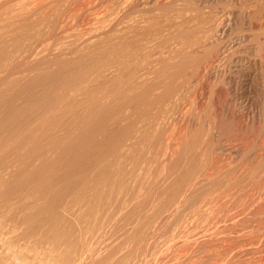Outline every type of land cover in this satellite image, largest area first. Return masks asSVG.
I'll return each instance as SVG.
<instances>
[{
  "label": "rangeland",
  "instance_id": "374dc122",
  "mask_svg": "<svg viewBox=\"0 0 264 264\" xmlns=\"http://www.w3.org/2000/svg\"><path fill=\"white\" fill-rule=\"evenodd\" d=\"M94 1L95 0H0V57H1L0 58V63H1L0 64V68H1L0 69V186H4L3 189L0 187V197H1L0 198V201H1L0 205L2 204V201H5V199L3 200L5 195L12 191V190H10V188L12 187L11 186L12 183L15 181L17 176H21V174L23 173L22 170L24 169L25 166L27 167V170L30 173L35 174L40 169H41V171L44 170V169H42V167H44L43 166L44 161L50 160L51 164L53 165V167H52L53 169L51 168V170L50 169L48 170V168L51 165L50 164L49 167L46 169L45 174H44V172L42 174H43V176L46 175L45 177H47V176L50 177V175H51L50 179H52V180L58 179L60 177V175L63 173H65V175L69 176L68 174H70L71 171L78 172L76 170H78L80 168L79 164H78L77 169L74 168V167H77V165H76L77 162L75 161V160H77V158L76 159L74 158V156L76 157V154L74 155L73 154L74 152L71 151L72 153L71 152H68V153L65 152V154L62 155V153H63L62 150H64L62 144H64L63 141H64L65 136L69 135V134L74 136L77 132H79L78 130L80 129L79 126H80V121H81L80 117L83 114V110H85V111L87 109H88V111L91 110V107H89L90 105L94 106V108H95L96 106H99L98 104H100V109H101V107L103 108L101 110L98 109V107L95 108L96 110H100V112H101L99 117H101L103 115V117H101L102 119L99 118V122L101 124L102 123L105 124V122H103V121H105L106 118H108L107 119L108 122H106V123L113 121L114 119H112V117H114L115 114H116L117 118L122 117V114H120V113L123 112V114H124V111L121 109H124L126 112V108H121V107H127V105L125 106V104H126L125 101H127L128 99H127V97H126L127 100L124 99L125 98L124 94H120L121 96L114 95V94L118 90L121 91L120 88H122L123 85L127 82L124 80H127V78H129V76H132V75H134V77H135L136 76L135 74H137L136 77H139V76L142 77L143 76L142 78H144V82L142 81L143 82L142 88L140 89L142 94H139L140 93V91H139L137 96H135L136 98H134V100L132 101V103L130 105L135 106L137 103L141 102V100H140L141 98H142V102L145 101L147 95L149 94L148 96L150 98V101L147 100L148 103H146V104L148 105L149 102L152 101V103L155 102V104L157 106L154 104V106L152 108H149L148 111H146V114L144 113V120H143L144 123H148V122L151 123L153 121L155 122V120L157 121L159 119L158 120L159 122H156V123L158 125L161 123V125H162L166 121L167 117H168V119H170L169 122H171V117H174V119H173L174 123L172 121V124H170V125L172 126V129H174L176 131L172 130L171 126H169L170 128L167 126L169 129H165L164 128L165 126L162 127L163 130L166 132L164 135L165 138L169 137L168 138L169 140L167 139L168 141L165 139L166 140L165 143H167V144L164 143L165 146L167 147L168 143H170V142H171L170 144L173 143L172 144L173 146L176 145V143H174V142H176L175 139L178 136H180L179 139L177 138L178 143L175 147L176 150H174V147L171 145L172 147L168 146V148L165 149V151H164V148H166V147L163 144V147H161L160 152L159 153L157 152L158 154L154 153V155L156 154V156L149 155V158L155 157V159L154 158H153L154 160L149 159L148 164L150 165V168H149V165L147 164L148 169L150 171L151 170L157 171V173L159 171V173L157 176V173H154L152 171L149 173V171L146 170V172L149 173V176H148V174H146L145 178L147 180L148 178L151 179L153 177L152 180H154V181L157 180V182H160V184L163 183L164 186L160 185L161 186L160 187L159 183H158L156 185V188H158L159 192L161 191L160 192L161 194H162V192L164 193V191H165V193H164L165 195L164 194L163 195L166 196V198H170L171 202L176 201L177 197H178V199H180V196L183 195V198L182 197L181 198H182V200L184 199L185 202L188 201V203H187L188 205L183 200L184 208H182V206H181L179 211H182V212H183V210L187 211L186 207L191 206V204H189V203L190 202L193 203L192 201L194 200V198H197L196 200L199 201V205L202 206V210L204 209L203 210L204 212H201L202 216H204L203 214H205V213L207 214L205 217L206 220H204L205 218L202 216L200 219H199L200 216L198 218L196 215L194 216V218H197V223L201 222L202 218H204L203 221L198 224L199 226H197V229L200 232L199 235L201 234L200 235L201 237L194 233V232H196V233L198 232V231H195L196 227H192L193 229L195 228L193 233L197 237L192 234L194 237L193 238L191 236V234H189V236L192 237V239H191L190 237H188V233H187L186 235H181L182 236L181 238L183 239L182 243H181L180 237H178L177 239L175 238L176 240L174 239L173 243L170 242L171 246L168 245L167 248H169V250L168 249L167 250L173 251L175 249V251H173L174 254L172 253V255H170L171 254V252H170L168 256H170V257L172 256L174 258V256L176 255V258H179V259L174 258V260H173L170 257L169 258L167 257L168 261H166V263L167 264H177L176 263V261H177L178 263L180 262L179 264H187V263L188 264L189 263L190 264L191 263L192 264H198V263L200 264L203 261L201 264H205V263L206 264H213V262H214V264L215 263L216 264H230V263L234 264V263H236V262H234L236 260L235 258H238L237 254H238V256H241V254L243 256L245 254L244 255V256H246L245 258H247V256H249L248 257L249 261L247 260L246 264H264V255H262V254H264V0H162V1L161 0H140L139 4L141 6L139 8L142 10L144 9L143 11L141 10L140 15L137 13V15H133L132 17L130 16L128 18L129 20L127 18L124 20L122 19L123 21L121 20L120 26L118 25L116 28H114L115 30L109 29L112 22H113V21L111 22V20L114 19V17H115L114 14L111 15L110 13L106 12L107 14L105 15V12H104V14L99 15L98 17H94V15L93 16L91 15V13L95 14V11L97 9L102 10L103 7L106 9V7L107 6L109 7L111 4L108 3L107 1H103L107 4H109L106 6L103 2H98L96 0L95 2H97V3H101V4L103 3L102 5L99 4L100 6H103L101 9V7H98L99 5L97 3L94 4ZM140 2H142V3H140ZM144 4L148 9L144 6ZM93 5L95 7V10L93 9L94 8ZM142 5L144 8H142ZM37 8L39 9V11ZM145 8H146V10H145ZM33 9H35V10H33ZM91 9H93L94 11L92 10V12H91L90 11ZM38 13L41 14V16L42 15L43 16L41 17ZM44 13L47 15V17H45ZM141 14H142V16H141ZM38 15H39V18L40 17L42 18V19L40 18L41 20L38 18ZM110 15L112 18L110 17V19H109ZM47 18H49V19H47ZM23 19L24 20L27 19V21H24ZM44 20L45 21L47 20V21L45 22ZM16 23L18 24V26ZM19 23H20V25H19ZM25 25H26V27H24ZM16 28H17V31L15 32ZM32 28L36 29V30H31ZM197 28L198 29L200 28V29L198 30ZM9 29H10V32H9ZM37 31H38V33H36ZM21 32L23 34L27 32L25 34L26 37L24 35H22ZM181 32H182V35H181ZM198 32H202V34L198 33ZM205 32H206V34H205ZM33 33H35V34H33ZM17 34L22 35L25 38L22 36H18ZM27 34H29V36ZM187 34H189V35H187ZM190 34H191V36H190ZM197 34H199L200 36ZM194 36L196 37V40H195ZM201 36H203V39ZM204 36L205 37L207 36V37L205 38ZM14 37H17V38L14 39ZM188 38H190V39H188ZM211 38H212V40H210ZM12 39L14 41L18 40V41H15L17 43H14ZM191 39H192V41H191ZM200 39H202L201 40L202 42L197 43L198 41H200ZM21 42H23V43H21ZM190 42H192V43L194 42V43L198 44V46H195V49L198 50V51L195 50V52H197V55H200L199 53H201V52L203 54L208 48H212V47L214 49H216V51H217V52H215V54L216 55L219 54V55H217L216 56L217 58L215 57V59H214V61L216 60V62L214 63V61H213V63H212L213 70H212V68L210 69V71L211 70L212 71L209 72L210 75H208V77H207L208 81H206L207 79L204 80L205 82L203 84V89L209 88V89H206V91L204 90L205 93L203 92L207 96L206 97L207 99L205 98V95L203 96L204 98H202L199 95H194L198 92L193 93L191 91V94H190V92L185 93V91H184V93H182V90L180 91V95L181 94L182 95L183 94L184 95L185 94L191 95V97H189L190 95L189 96L187 95V97L189 99L185 97L186 101L181 99V97H183L184 95L181 97L179 95L178 97H180V98H177V99H179V101H181V100L185 101V103L190 102L189 103L190 105L186 103V105H188L187 109H186L185 103H183L182 101L181 102L178 101L179 102L178 104H177V102L175 103L173 98L172 99L169 98L168 95L170 93L168 94V93H164V92H166L168 90V87H169V89L173 88L171 86V84L173 85V82H172L173 81L172 78L174 77L173 75L176 76V74L178 72H180L179 65L177 64L178 66L177 65L175 66L174 63L175 62L177 63V61H178V63L180 62L179 57L181 55L180 56H178V55L183 54L181 52L187 51V49L184 50V48L185 47L188 48ZM205 42H207V43H205ZM204 43H205V45H203ZM211 43H212V45L213 44L214 45L212 46ZM182 44L185 45V47ZM12 46H14L15 48L14 47L12 48ZM111 47H113L114 50L112 49V51H111L110 50ZM199 47H201V48H199ZM20 48H21V50H19ZM131 48H133V49H131ZM203 48H205L206 50ZM134 49H136V51H134ZM125 50H126V52H125ZM178 50H180L179 51L180 53L177 52ZM103 51L105 54L103 53ZM119 51H121L120 52L121 54L119 53ZM122 51H123V53H122ZM127 51H130V53L129 52L127 53ZM133 51L135 54L132 53ZM106 52H107V54H106ZM113 52H114V54H113ZM115 52H117L120 56ZM94 53H96V54H94ZM101 53H103L105 56H103V54H101ZM6 54L7 55L9 54V55L7 56ZM91 54H93V55H91ZM97 54L99 57L96 56ZM109 54H111V55H109ZM129 54H130V56H128ZM143 54H146V57H145V55L141 56ZM11 55H12V57H11ZM90 55H91V61H90V59H88V58H90ZM94 55H95V57H94ZM157 55H158V57L161 58V59L159 58L160 60L156 57ZM197 55L195 53V57H193V56L192 57L197 59L200 57V56L198 57ZM92 56L95 58L94 60H93ZM110 56L113 57L114 60H116L115 57L119 56V57H117L119 60L117 59L118 61L117 60H116L117 62L115 61L116 64L114 63V61L112 60V58ZM6 57L9 59L11 58V59L8 60V59H6ZM78 57H80V58H78ZM81 57L82 58L85 57V59H83V61H82ZM148 57H149V59L151 57H153L154 60H153V58H151L149 60ZM103 58H104V60H103ZM128 58H130V59H128ZM140 58H142V59L144 58V59L141 60ZM162 58H164V59H162ZM172 58L175 60H177V59L178 60L177 61L174 60V63H173ZM3 59H4V61H3ZM5 59H6V61H5ZM78 59H79V62H78ZM99 59H101V61L103 60L104 62H106V61L108 62L109 60L110 61L105 64L104 62L103 63L100 62ZM105 59H107V60H105ZM124 59H126L127 65H126V62H124V63L122 62V61H124ZM111 60L113 62H111ZM132 60H136V61L131 62ZM139 60H141V62L142 61L143 62L141 63ZM66 61L69 64L63 63ZM94 61H95V64H93ZM217 61H219V63ZM2 62H3V64H2ZM71 62L72 63L74 62V63L72 64ZM83 62L85 63L84 65L87 68V70L89 69V67H88L89 65H90V68L92 67V69L97 67L96 70L95 69L93 70V73L91 72L92 69H89V71H88L89 73L87 72V70H84L87 72V73L85 72L86 75L88 74V77L91 79V78L95 77L94 71H96L98 77L96 76L97 78L92 84L90 83L88 85L89 82H87V86L85 87V90H84L85 92L83 91L84 94H81L80 91H78L79 90L78 86L80 87V85H81L79 78H78L80 73H79V71H77V72L75 71L76 72L75 73L74 70H80V68H81L80 71L82 72L83 68H85L83 65ZM145 62H147V63H145ZM155 62H158V64ZM164 62H167L168 65L165 64ZM99 63H101V65ZM109 63H110V65H112V63H113V65L110 66ZM130 63H134V64L131 65ZM161 63H164V65H162ZM80 64L83 68L80 67ZM102 64H103V66H102ZM118 64H119V66H117ZM173 64H174V67H173ZM199 64H201V62H199ZM216 64H218V65H216ZM2 65H3V67H2ZM76 65H77V67H76ZM99 65L102 68H100ZM105 65H106V67H105ZM128 65H131V66H128ZM140 65H142V66L140 67ZM159 65H161L162 68H163V66H165V67L162 69ZM113 66L114 67L117 66V68H115L116 71H115ZM121 66H123V67L120 68ZM191 66H193V65H191ZM127 67H129V68H127ZM131 67H132V69H130ZM156 67L157 68L159 67L158 69H159L160 73L158 72V69H156ZM184 67L185 66H182V68H180V69H184L183 71H185V73L183 71L182 72L185 75V79L183 77L184 75H182L183 78H180V79L177 78L180 81L177 80L176 83L181 82V81L183 82V80H184V82H186V80L190 79V78H188V75L190 74L189 77L192 76L191 74H192V70L194 71V68L188 66L189 70H186V69H188L187 66L185 68ZM98 68H99V70H98ZM112 68L116 73L112 70ZM133 68H134V71H133ZM135 68H137V69H135ZM167 68H169V69H167ZM105 69H106V71H105ZM119 69H121V70H119ZM139 70H141V72ZM100 71H101V73H100ZM135 71H137V72H135ZM156 71L158 72V74L156 73ZM161 71H162V74L164 73L163 75L161 74ZM166 71H170V72H167L168 73L167 74ZM121 72H123V74ZM216 72H218V73H216ZM77 73H79V74L77 75ZM127 73H129L130 75ZM186 73H187V75H186ZM82 74H83V72H82ZM100 74H104V75L101 76ZM116 74L120 75V76H118L119 78H117ZM146 74H147V76H146ZM91 75H92V77H91ZM125 75H127V77ZM149 75H151L153 78H151ZM170 76H172V78H170ZM201 76L204 77L203 75H201ZM211 76L213 79H211ZM88 77H86V79L88 81H90V79H88ZM103 77H105L104 78L105 84L103 83V81H104ZM110 77L111 78L113 77V79H110ZM156 77H157V79H156ZM161 77H163L162 79H164V80H162ZM120 78H122V79L120 80ZM169 78H170V80L171 79L172 80L170 81ZM98 79H100L101 81ZM149 79H150V81H149ZM159 79L162 81H160ZM165 79H167V80H165ZM108 80L110 81L111 85L109 84ZM111 80H113V81H111ZM97 82H99V83H97ZM101 82H102V84H101ZM153 82H156V83H153ZM56 83L57 84L59 83V84L57 85ZM117 83H119L120 85ZM148 83H152L153 85L148 84ZM206 83H208V84L205 86ZM112 84H115V85H112ZM160 84H163V85H160ZM108 85H109V87H108ZM156 85H158L157 86L158 88L156 87ZM191 85L192 86L195 85V86L192 87ZM190 86L192 87V89H194L195 87H197V84H190V85L188 84L187 85L189 90H192ZM91 87H92V89H91ZM97 87H98V89L96 90ZM115 87H116V89H114ZM152 87L156 88L155 91ZM162 87H163V89H162ZM70 88H71V90H70ZM143 88H145L146 90ZM58 89H59L60 93L58 92ZM104 89H106V90L104 91ZM157 89H158V91H157ZM109 90L113 94H111L110 92L105 93L106 91H109ZM160 90L163 92V94H166V96H168V97H165ZM207 90H208V92H207ZM113 91H115V93ZM146 91L149 93L147 94ZM70 92H71V94H70ZM150 92L152 95L155 93H156L155 95L158 94L156 96L157 97L156 99L158 100V102H157V100L156 101L152 100V98L155 99V97H154L155 95L153 97H151L152 95L150 94ZM96 93L98 94L99 99H97ZM104 93L108 94L110 96H105ZM192 93L194 96H192ZM44 94H45V96L43 97ZM100 94H101V96H99ZM161 94H162V96H161ZM50 95H51V97H50ZM92 95H93V98H92ZM138 95L139 96L143 95V96L138 97ZM210 95H213V96H210ZM102 96H103L104 100H103ZM115 96H116V98L114 99ZM195 96H198L196 98L197 99L199 98L200 100L199 99L195 100L193 98ZM109 97L113 98L114 103H113V100H111L112 98L110 99ZM118 97L120 99H122V102H120L121 100H118L119 99ZM144 97H145V99H144ZM94 98H96L97 101ZM159 98L161 100H159ZM191 98H193L192 100L193 101L195 100V102H191L192 101ZM76 99H77V102H75ZM116 99L118 100V102ZM61 100H63L62 102L65 103V105L63 106V104L61 102V104H59V106H57L58 109L55 108L56 105H58L57 102L61 101ZM137 100H139V101H137ZM164 100H166V102L167 101L171 102L170 104L168 103L169 105H171L170 107H172V104H173L172 101L174 102V104L180 105L181 108H177L179 111V115L176 111L175 116L176 117L180 116V119H181V116L185 115L184 117H182V120L184 119V121L180 120L178 117L177 118L178 122H177V119H175V116L174 115L172 116V114L170 112L168 113V111H170V109L167 110L168 108H170L169 105H167V103H166L165 106L168 107V108H166V107L162 106L164 104H161V103H164ZM187 100H191V101H187ZM93 101L96 102V104L95 103L93 104L92 103ZM115 101H116V104H115ZM123 101L125 104L123 103ZM134 101H135V103H134ZM53 102L56 104L53 105L54 104ZM105 102H106V104L107 103L108 104L106 105ZM117 103H119V104H117ZM121 103H123L124 106ZM181 103L184 104L185 106L181 105ZM49 104L53 105L52 110H54V108H55V111H51V110L49 111V109H51V106ZM102 104L105 108L102 106ZM110 104H111V106H110ZM48 105L50 106V108L47 107ZM60 105H62L61 108L63 107V110L60 108ZM114 105L116 107H118L119 109H116V107L112 108ZM87 107H89L90 110ZM145 107L148 108V106H145ZM157 107H159V108H157ZM45 108L47 109V112L45 111L46 110ZM59 108H60L61 112H60ZM155 108H156V110H155ZM180 109L181 110L184 109L185 111L187 110V113L185 111H183V113H182V111H180ZM163 110L166 111L167 117H166V114H164ZM105 111H106V113H109V115H106ZM112 111L114 112V114H112L113 113ZM57 112H59V114ZM160 112L162 113V115L160 114ZM39 113L42 115L40 116ZM44 113H45V117H46V115H50V116L52 115L51 117L50 116L48 117L50 119L49 121H47L48 118H47V120L45 118V120L47 122H43V121L39 120V119L42 120L44 118V116H43ZM85 113H87V112H85ZM37 114H39L38 115L39 117L37 116ZM54 114H56L57 116H55ZM153 114L155 116H153ZM168 114H170V115L168 116ZM134 115H141V112L137 113V114L134 113ZM53 116H55V117H53ZM104 116H106V118ZM161 116H163L164 118ZM109 117H111L110 118L111 120L109 119ZM148 117H150V118H148ZM33 118H35V123H34V120H32ZM103 118H105V120H103ZM132 118H134L133 115H132ZM145 118H147L148 121H146ZM162 118L165 119L164 122H163ZM186 120H187V123H186ZM202 120H203V122H202ZM99 122H98V117H97L95 123H98V124L97 125L95 124L96 127L93 124V127L94 128L101 127L102 125L99 126V124H100ZM179 122H180V124H178ZM27 123L28 124L30 123L29 126L27 125ZM56 123H59V125L58 124L55 125ZM124 123H125V121L120 122L118 124L120 126V128H123L122 126H124ZM150 123L144 124V126H143L146 128V125H148L147 128H149V127L151 128V129H149L150 131L146 128L149 132H151L152 130H153L152 132H155L156 130L161 128L160 127L161 125L159 126L160 127L159 128L156 125L153 126V124L151 126ZM176 123H177V126L179 128H182L181 130L178 127H176ZM189 123H190V125H189ZM38 124L41 125L42 128H40V127L38 128L37 127V126H39ZM54 125H55V127L58 126L57 127L58 129L55 128ZM118 125H116V126L118 127ZM165 125H166V122H165ZM167 125H169V124H167ZM173 125H175V126H173ZM116 126L113 127V129H115V131L117 130ZM203 126H205V127H203ZM53 127H54V129H53ZM157 127H158V129H155ZM88 129L89 128H87V130H86L87 134L89 133ZM168 130L169 131L171 130V131L168 132ZM110 131H112V129ZM110 131H107V134L110 137H107L106 133H105L106 135L104 134L105 136H103L105 139H107V140L109 139V141L106 140L107 141L106 143H102L103 141L105 142V140L102 139V141H101L99 138V142L104 144V145H98L99 148H100V146H101V148H103L104 146H105L104 148H108L107 149L108 151L106 150L107 153L110 151V148L112 146L111 141L113 139H111V136L113 133H115V132L111 133ZM64 132H65V135H64ZM78 134L79 133H77V135ZM170 136H171V138H170ZM75 137H77V136L75 135ZM55 142H56V145H55ZM61 142H62V144H61ZM57 144H58V146H57ZM106 145H108V146H106ZM64 146H65V144H64ZM181 147H183V149ZM58 148H59V153H57ZM104 148L102 150H103L104 154H106ZM172 148H173L174 152L170 150ZM178 149H180V150L178 151ZM48 150H50V151H48ZM55 150H57V152ZM99 150H101V149H99ZM99 150H98V152L101 153L102 151H99ZM75 152H77V149L75 150ZM165 152H167L166 155H168V156L165 155ZM168 152L169 153L173 152L174 154L171 153L172 154V156H171ZM176 152H178V154L180 152L181 153L178 155ZM160 153L161 154L163 153L162 155H164V156H162ZM159 154H160V156H159ZM173 155H175V156H173ZM97 156H100V154L98 153ZM150 156H152V157H150ZM165 156H166V159L164 158ZM169 156H170V159H169ZM179 156L181 159L179 158ZM43 157H44V159H43ZM57 157H59V158H57ZM176 157H177L176 160H178V158H179V160L174 162ZM171 159H173V161ZM163 160H164V162H163ZM155 161L157 162V164ZM24 162L26 163V165L23 164ZM113 162H111V164H110L111 166H112ZM151 162L153 163V165L151 164ZM68 163H71V164H68ZM84 163H86V161ZM123 163H124V161H123ZM154 163H155V165H154ZM113 164L116 165L118 163L115 162ZM156 165H157V168H156ZM65 166L68 169H66ZM69 166H70V168H69ZM102 166H100V167H102ZM71 167L74 168L75 170H73V169L70 170ZM247 167H248V169H247ZM99 168H98L97 173H99L101 175V177H103V174H105L104 178L109 179V177L113 173V171L115 172V167H113V166H112V168L108 167V170H107V168H105V170H104L103 167H102L103 169L100 168L102 170H100ZM159 169H161V170H159ZM162 169L163 170L165 169V170L162 171ZM24 170L27 171L26 169H24ZM28 171L26 172V174L28 173ZM160 171H162L163 173L166 171V173L161 174ZM16 172L17 173L20 172V173L17 174ZM75 172H72V173H75ZM103 172H106V173H103ZM169 172H170V175H169ZM12 173H13V175H12ZM32 174L30 175L28 173L27 176L33 177ZM190 174H192L193 177H197V176L198 177L193 178L192 176H190ZM195 174H198V175H195ZM36 175L39 176L38 174H36ZM160 175H162L165 178L168 176V178H166L167 180L170 178L171 179H170V181L168 180L167 183H165L166 181L164 182L163 180L158 181L159 179H164ZM186 175L192 177L193 180L194 179L197 180L200 178L199 184L200 185L202 184V187H199L200 185L197 184V185H195V189L198 191H195V192L193 191L194 193L193 192L187 193L186 192L187 184H185L186 182L184 183V180L186 181V180H189L190 178H188ZM207 176H208V178H207ZM34 177H35V175H34ZM52 177L55 179H53ZM61 177H63V176L61 175ZM157 177H159V178H157ZM2 179L5 181H3ZM179 181H180V183H179ZM189 181H187V183ZM165 185H166V188H168L169 190H167L165 188ZM173 185H175V186H173ZM158 186L160 187V189H162V187H163L164 190H159ZM181 187H182V189H181ZM171 188H173V189H171ZM45 191L47 192L49 190H45ZM58 191H59V189H58ZM173 191H175V192H173ZM182 191L184 193L186 192L188 197H193V198H191L193 200H188L190 198L185 199V198H187V195L180 193ZM196 192H198V193L196 194ZM45 193H44V195L46 196ZM175 193H176L177 197L174 195ZM42 194H43V192L39 196H41ZM161 194H160V196L164 197ZM178 194H182V195L178 196ZM44 195H42V198L44 197ZM48 195L49 194L47 193V196ZM185 195H186V197H184ZM11 196H13V197H11ZM11 196H10V199L12 202H14V200L16 198V194L13 193V194H11ZM47 196L44 197V199L39 197V200L42 199L44 201L45 198L47 200ZM160 196H159V199L157 201L163 200L164 202H167L166 198L162 199V197H160ZM174 196L176 198H174ZM199 197H200V199H201V197H202V199L205 197V200L204 199L199 200ZM27 201H25V207L18 209V217H19V214H22L23 212H26V213L35 212V211H38L37 209L39 208V206L44 205V207H46V205H47L46 202H45V204H46L45 205L44 203H42V201H38L35 199H29ZM198 201L196 203H198ZM171 202L170 203L167 202V204L163 203V202H162V204H160V202H158L157 205H154V208H155V206L159 205L158 208H160L159 209L160 211L156 210L157 208L154 209L152 207V209L156 210L157 212H155V211H148V212L150 213V215H151V212H153L154 214L155 213L160 214L162 212L161 210H163V209L166 210V208H168L170 206ZM181 205H182V202H181ZM28 208H29V210H28ZM39 212L40 211L37 212L38 224L43 230L46 231V229H48L49 227H52V220L53 219L49 218L48 214L44 213V211L42 213H39ZM148 212L146 211V213L143 212L142 214L139 215V217H141V215H144L143 219H142L143 221H144L145 215L148 216V217L146 216L147 218H145V223H146V221L148 223V221H150L154 217L153 213H152L153 215H151L152 218L149 217L150 215ZM184 212H183V214L187 215L189 210L187 213L186 212L184 213ZM218 212L220 213V215H218L219 214ZM76 214H77V218H75L73 215L62 214L61 215L62 218L59 220H55V222L53 223L54 227H55V225H56V227L59 226L58 227L59 229H57V230L64 231V229H67V230L71 231V233H69V232H67V230H65L67 233H69V235H65V236H67V238L64 239L63 241H65V240L69 241V238H70V242H72L73 244L76 243L75 239H77L75 234L77 233V235H78V229L82 228L79 225V221L80 222H81V220L85 221L86 225L82 224V222H81V224L84 227H86L87 223H88V222H86V220H89V223H91L93 220V219L91 220V217L87 218L89 214L86 215L85 219L83 217L84 220L81 218L79 220V216L81 214H78L77 212H76ZM83 214L85 216L86 213L84 212ZM99 214H100V212L99 213L97 212L96 217ZM156 214H155L156 217L159 216ZM208 215H209V217H208ZM216 215H217V217H216ZM82 216H80V217H82ZM99 216H101V214ZM148 218H149V220H148ZM137 219L140 220L139 218H137ZM208 219H209V221H208ZM96 220H98V218ZM198 220H199V222H198ZM16 221H17V218H16ZM140 221L139 222L137 220L133 221L134 224L131 222L130 224L135 225L134 227H128L124 224L126 222L128 224V221L122 222V224H124L126 226V227L125 226L124 227L127 229L122 228L123 226L122 227L119 226L122 230L120 228H119L120 230L117 228V230H119V231L114 232L116 234L115 235L113 234L112 238L111 237L108 238L110 236L109 234H108V237H107V235L102 237L101 241L104 242V244L101 241L99 244H100V246L104 245L102 247L103 249L101 250L99 247V244H98L97 248L98 247L99 248H98V250L95 249V251L99 254L95 253V255H94V252H95L94 251L92 253L93 256L89 255L88 259H85L86 263H85L84 259H83V262L81 261L82 264H92V263H96V262L99 264L101 262H104V264H106L108 262L107 260H109V259L115 260L114 257H116V259L117 258L120 259L121 257L118 255L123 256L124 254H125L124 258L120 259L122 261L119 260L121 263L119 261L117 262V260L115 261V263H110L111 260H109V262L107 264H116V263L122 264L125 261H126L125 262V264H126L128 261V260H125V259H128V258H126L127 257L126 255H128L129 252L131 251L132 243L134 245H135V243L136 244L139 243V242H136L137 237L135 238V236H137V235L135 232H136V230H138V228H137L138 225H136V224L144 223L143 221H141V222ZM214 221H215V223H214ZM231 221H233V222H231ZM136 222H138V223H136ZM209 222L211 224H209ZM222 222H223V224H222ZM4 223L7 227H9V221L3 220V224ZM65 223H67V224H65ZM70 223H71V225H70ZM145 223L143 224V226L139 224V227L141 228V226H142L143 228H145V225H146V227L149 228V226H147V223L146 224ZM193 223H194V221L191 222L190 224L193 225ZM197 223H196V225H197ZM122 224L120 223V225H122ZM164 224H162L163 226L161 225L159 228L160 229L161 228L162 229H168L169 227L167 228V226H166L167 223H164ZM170 224L171 223L169 222L168 225L170 226ZM78 225H79V227H77ZM88 225H90V224H88ZM133 225H129V226H133ZM200 225H202V226L200 227ZM252 225L254 226L253 228H252ZM217 226L219 228H217ZM65 227H67V228H65ZM164 227H166V228H164ZM199 227L201 228V230L202 229L204 230V228H206V230L201 231V230H199ZM222 227H224V228H222ZM88 228H89V226H88ZM143 228H142V230H140V229L139 230L143 231ZM170 228H172V226H170ZM170 228L168 231H171ZM193 229L192 230L190 229V232L193 231ZM139 230H138L137 234H138V237H140L142 240L143 239L142 233H145L147 230H144V232H142V233H139ZM157 230L158 229H156V231ZM161 230H159V232L152 230V232H153L151 235L152 239H150L151 242L149 241V244L150 243L152 244L154 241H155V243H157L156 240H153V239H156L155 237H157L154 234H156V235L158 233L160 234V235L158 234L159 237H157V241H159L158 240L159 238H161V240L164 241L165 238H167L170 235V232H169V234H168V231H166L167 233H165V230L164 231L162 230L163 234H161ZM74 231H76V233ZM72 232H74V233L72 234ZM86 232H88V229ZM154 232H156V233H154ZM187 232H189V230ZM67 233H65V234H67ZM164 233H165V235H164ZM221 233L222 234L224 233V235H226V236L222 235ZM230 233H231V235H230ZM71 234L73 235V238H71L72 237ZM220 234H221V236H220ZM161 235H164V237L165 236H167V237L164 238ZM111 236H112V234H111ZM206 236H208V237H206ZM227 236H228V238H227ZM131 237H132V239H130ZM202 237H203V240H202ZM162 238H164V239H162ZM186 238H188V239L186 240ZM207 238H208V240H207ZM211 238H212V240H211ZM105 239H106V241H105ZM110 239H111L112 243L109 241ZM178 239H179V241H178ZM216 239H218V240H216ZM251 239L253 241H251ZM112 240H114V241H112ZM131 240H133L132 243L129 242ZM139 240L140 239L137 238V241H139ZM197 240H198V242H197ZM240 240H241V242H240ZM175 241H176V243H175ZM177 241H178V243H177ZM161 242H158V244H157L159 248L163 247L162 244L164 242L163 243H161ZM192 242H193V244H192ZM210 242H211V244H210ZM203 243H204V245H202ZM235 243L238 245H234ZM105 244H107V245H105ZM128 244H131V245H128ZM188 244H190V245H188ZM194 244H197L200 248L204 247V249H202L200 252L201 255H200V253L198 254V251H196V250H199V247L198 246L196 247V245H194ZM209 244H210V246L213 245L214 247L211 246L213 248H211V247L209 248ZM227 244H229L230 246ZM191 245H194V246H191ZM241 245H243L242 249H240ZM107 246L108 247L110 246L109 251H107L108 250ZM127 246H128V248H127ZM188 246L190 249L187 248ZM206 246H208V247H206ZM226 246H228V247H226ZM234 246H236V247L233 248ZM172 247H173V249H170ZM205 247L208 249H206ZM229 247H230L231 252L230 251L228 252L226 250ZM232 248L237 252H235ZM248 248H249V250H248ZM133 249H134V246H133ZM120 250L123 253V255L121 254V252H119ZM124 250H126V251H124ZM144 250H146V249H144ZM177 250H179V251H177ZM203 250H205L206 254H205V252H203ZM209 250H211V252ZM219 250H222V251L225 250L224 253H226V252L227 253L224 254V256H223V253H221L222 251H219ZM243 250H245V251H243ZM184 251L186 253H184ZM192 251H193V253H195L194 256L196 255V252H197L196 258L200 257L202 261L198 262L200 259L197 260L193 256V253H190ZM106 252L107 253L110 252V254L109 253L107 254ZM125 252H127V254ZM147 252H149V253H147ZM147 252L143 251L146 260L145 259L143 260V258H142V257H144L143 254L141 253L142 254L141 255L139 253L140 255L138 254L137 257L134 258L133 264H161V263L165 264L166 258L164 259L163 255H161L163 257L159 258V256H158V258H156V255L153 256L152 253L151 254L153 257L151 255L146 256V253H147V255L150 254V251H147ZM179 252H181V255L185 254L184 256H181L183 259L185 256H186V259L187 258L190 259L191 257H194V259H190V260H192V261L196 260L195 261L196 263H193L194 261L190 262V260L187 261L186 259H184V260L181 259ZM241 252H243V253H241ZM211 253H213V254H211ZM234 253H235V255H232ZM178 254H179V257L177 256ZM230 254L234 260H232ZM198 255H200V256L197 257ZM205 255H207V256L204 257ZM216 255H218V258L223 256L221 259L226 260L227 262L223 261V263H221V261H220L221 259H218ZM227 255L229 256V259H228ZM128 257H129V255H128ZM202 257H204V259ZM89 258H91V259H89ZM205 258H207L208 260L206 259L207 260L206 261ZM156 259H157V261H156ZM170 259L173 260L172 263H171ZM175 259H176V261H175ZM25 260H26L25 264H27V263L30 264V262H33L32 260H28V259H25ZM27 260L29 262H27ZM88 260H90L89 261L90 263H88ZM184 261H185V263H184ZM219 261H220V263H218ZM261 261H262V263H261ZM224 262H226V263H224ZM33 263L35 264V261ZM22 264H23V262H22ZM101 264H103V263H101Z\"/></svg>",
  "mask_w": 264,
  "mask_h": 264
},
{
  "label": "bare ground",
  "instance_id": "6f19581e",
  "mask_svg": "<svg viewBox=\"0 0 264 264\" xmlns=\"http://www.w3.org/2000/svg\"><path fill=\"white\" fill-rule=\"evenodd\" d=\"M96 1V0H95ZM94 1V4H96L97 2H95ZM98 2H103V1H107L108 3H110L111 5V7L109 6H107V5H109V4H107V3H105V2H103L106 6V9L103 7V6H100V5H102L101 3H97L99 6L98 7H101V9H102V7H103V9L102 10H96L95 11V14H92L91 13V15L93 16L94 15V17H98L99 15H102V14H104V12H105V15L107 14V13H110L111 15L112 14H114L115 15V17H114V19H112L111 20V22H112V24H111V26H110V28L109 29H112V30H115L114 28H116L118 25L120 26V24H121V20L123 19H128L130 16L132 17L133 15H137V13L140 15V13H141V10L142 9H140L139 7L141 6L140 4H139V1L140 0H97ZM162 1V0H161ZM166 2V1H165ZM140 3H142V2H140ZM144 6H145V4H144ZM93 7H94V5H93ZM146 7V6H145ZM92 8V7H91ZM142 8H144L143 7V5H142ZM147 8V7H146ZM146 8H145V10H146ZM38 9V8H37ZM94 10H95V7L93 8ZM93 9H91L90 11L92 12V10ZM100 9V8H99ZM148 9V8H147ZM33 10H35V9H33ZM43 10V9H42ZM93 10V11H94ZM144 10V9H143ZM142 10V11H143ZM38 11H39V9H38ZM148 11V10H147ZM107 12V13H106ZM37 13V12H36ZM94 13V12H93ZM143 13V12H142ZM39 14V13H38ZM43 14V13H42ZM45 14V13H44ZM40 16H41V14H39ZM39 15H38V18H39ZM104 15V16H105ZM111 15L109 16V19H110V17H111ZM43 16V15H42ZM41 16V17H42ZM141 16H142V14H141ZM40 17V18H41ZM45 17H47V15L45 14ZM101 17V16H100ZM26 18V17H25ZM39 18V19H40ZM103 18V17H102ZM112 18V17H111ZM137 18V17H136ZM29 19V18H28ZM42 19V18H41ZM40 19V20H41ZM47 19H49V18H47ZM97 19V18H96ZM140 19V18H139ZM24 20V19H23ZM122 20V21H123ZM129 20V19H128ZM24 21H27V19L26 20H24ZM43 21V20H42ZM45 21V20H44ZM47 21V20H46ZM45 21V22H46ZM126 21V20H125ZM19 22V21H18ZM17 22V23H18ZM29 22V21H28ZM16 23V24H17ZM21 23V22H20ZM20 23H19V25H20ZM34 23V22H33ZM41 23V22H40ZM54 23V22H53ZM44 24V23H43ZM109 24V25H110ZM15 25V24H14ZM29 25V24H28ZM17 26H18V24H17ZM31 26V25H30ZM46 26V25H45ZM20 27V26H19ZM23 27V26H22ZM24 27H26V25L24 26ZM28 27V26H27ZM33 27V26H32ZM11 28V27H10ZM15 28V27H14ZM34 28V27H33ZM31 29V30H36V29ZM38 29V28H37ZM41 29V28H40ZM198 29V28H197ZM200 29V28H199ZM198 29V30H199ZM29 30V29H28ZM30 30V31H31ZM43 30V29H42ZM49 30V29H48ZM108 30V29H107ZM17 31V28H16V30H15V32ZM194 31V30H193ZM192 31V32H193ZM206 31V30H205ZM9 32H10V29H9ZM23 32V31H22ZM21 32V34L22 35H24L25 36V34L27 33H22ZM196 32V31H195ZM20 33V32H19ZM29 33V32H28ZM31 33V32H30ZM36 33H38V31L36 32ZM198 33H201L202 34V32H198ZM204 33V32H203ZM33 34H35V33H33ZM205 34H206V32H205ZM204 34V35H205ZM12 35V34H11ZM18 35V34H17ZM22 35H18V36H22ZM28 36H29V34H27ZM181 35H182V32H181ZM187 35H189V34H187ZM197 35H199V34H197ZM214 35V34H213ZM24 36H22V37H24ZM190 36H191V34H190ZM200 36V35H199ZM13 37V36H12ZM26 37V36H25ZM24 37V38H25ZM195 37V36H194ZM202 37V39H203V36H201ZM205 37V36H204ZM207 37V36H206ZM205 37V38H206ZM214 37V36H213ZM15 38H17V37H14V39ZM21 38V37H20ZM204 38V39H205ZM23 39V38H22ZM188 39H190V38H188ZM194 39V38H193ZM199 39V38H198ZM202 39H200V41H198L197 43H200V42H202L201 40ZM13 40V39H12ZM26 40V39H25ZM195 40H196V37H195ZM210 40H212V38L210 39ZM216 40V39H215ZM214 40V41H215ZM15 41H18V40H15ZM14 40H13V42L14 43H17V42H15ZM20 41V40H19ZM24 41V40H23ZM191 41H192V39H191ZM21 43H23V42H21ZM197 43H192V42H190L189 43V47L188 48H186L185 47V45H183L185 48H184V50L185 49H187V51L186 52H181V53H183V54H179L178 56H180L179 57V63H178V59L177 60H175V59H173V63H174V60L175 61H177V63L175 62L174 64H175V66L178 64L179 65V67L180 68H182V66H187V68H188V66H190V67H193L194 68V71L192 70V76L191 77H189V75H188V78H190L189 80H186V82H184V80H183V82L181 81V82H178V83H176L177 82V78H183L184 77V79H185V75L183 74V72L185 73V71H183L184 69H180L179 68V70H180V72H178L177 74H176V76L175 75H173L174 77L172 78V76H170V78H172L173 79V85L171 84V86L173 87V88H170L169 89V87H168V90L166 91V92H164V93H170L168 96H169V98H173V100L175 101V103L177 102V104L179 103V102H183V103H185V97L186 98H188L187 97V95L185 94H181L180 95V91L182 90V93H184V91H185V93H189L190 92V94H191V91L194 93H196V92H198V93H196V94H194V95H199V96H201L202 98H204L203 96L205 95L204 93V90L206 91V89H209V88H206L205 86L208 84V83H206L205 84V88L206 89H203V84H204V80H206L207 79V77H208V75H210L209 74V72H211L212 70H213V68H212V63H213V61H214V59H215V57L217 56V55H219V54H215V52H217L216 51V49H214L213 47L212 48H208L207 50L205 49V48H203V49H205L206 51L202 54V52L201 53H199L200 55H197V52H195V46H198V44ZM205 43H207V42H205ZM205 43L203 44V45H205ZM214 43V42H213ZM216 43V42H215ZM197 44V45H196ZM209 44V43H208ZM21 45V44H20ZM200 45V44H199ZM211 45H212V43H211ZM214 45V44H213ZM212 45V46H213ZM17 46V45H16ZM23 46V45H22ZM14 46H12V48H13ZM25 47V46H24ZM15 48V47H14ZM181 48V47H180ZM198 48V47H197ZM199 48H201V47H199ZM216 48V47H215ZM17 49V48H16ZM112 49H113V47H111V51H112ZM131 49H133V48H131ZM183 49V48H182ZM15 50V49H14ZM18 50V49H17ZM19 50H21V48L19 49ZM114 50V49H113ZM116 50V49H115ZM130 50V49H129ZM201 50V49H200ZM218 50V49H217ZM134 51H136V49H134ZM134 51L132 52V53H134ZM176 51V50H175ZM180 50H178L177 52L178 53H180L179 52ZM182 51V50H181ZM196 51H198V50H196ZM14 52V51H13ZM12 52V53H13ZM16 52V51H15ZM108 52V51H107ZM107 52H106V54H107ZM121 51H119V53H120ZM125 52H126V50H125ZM130 53V51H127V53ZM11 53V52H10ZM97 53V52H96ZM96 53H94V54H96ZM103 53H104V51H103ZM103 53H101V54H103ZM115 53H117V52H115ZM122 53H123V51H122ZM138 53V52H137ZM195 53H196V55L199 57V58H193V57H195ZM105 54V53H104ZM103 54V56H105ZM112 54V53H111ZM111 54H109V55H111ZM113 54H114V52H113ZM118 54V53H117ZM121 54V53H120ZM135 54V53H134ZM142 54V53H141ZM149 54V53H148ZM7 55V54H6ZM9 55V54H8ZM7 55V56H8ZM13 55V54H12ZM12 55H11V57H12ZM91 55H93V54H91ZM91 55H90V58H88V59H90V61H91ZM119 55V54H118ZM145 55V57H146V54H143V55H141V56H144ZM2 56V55H1ZM96 56H98V54L96 55ZM108 56V55H107ZM120 56V55H119ZM119 56H117V57H119ZM125 56V55H124ZM128 56H130V54L128 55ZM132 56V55H131ZM139 56V55H138ZM140 56V57H141ZM154 56V55H153ZM193 56V57H192ZM196 56V57H197ZM89 57V56H88ZM94 57H95V55H94ZM93 56H92V58H93V60L95 59ZM99 57V56H98ZM111 57V56H110ZM117 57H115L116 58V60L118 59ZM144 57V58H145ZM158 59L160 58V57H158V55L156 56ZM1 58V57H0ZM78 58H80V57H78ZM82 58V57H81ZM87 58V57H86ZM112 58V60L114 61V63H115V61L116 60H114V58L113 57H111ZM127 58V57H126ZM143 58V59H144ZM151 58H153V57H151ZM150 58V59H151ZM176 58V57H175ZM217 58V57H216ZM6 59H8V60H10L9 58H7L6 57ZM6 59H5V61H6ZM83 59H85V57L84 58H82V61H83ZM87 59V60H88ZM98 59V58H97ZM122 59V58H121ZM120 59V60H121ZM128 59H130V58H128ZM138 59V58H137ZM141 60H143L142 58H140ZM148 59H149V57H148ZM149 59V60H150ZM161 59V58H160ZM159 59V60H160ZM162 59H164V58H162ZM171 59V60H172ZM199 59V60H198ZM202 59V60H201ZM219 59V58H218ZM7 60V61H8ZM71 60V59H70ZM86 60V61H87ZM100 60V62H104L103 60H104V58H103V60L101 61V59H99ZM105 60H107V59H105ZM111 60V62H113ZM119 60V59H118ZM117 60V61H118ZM141 60H139L140 62H141ZM147 60V59H146ZM145 60V61H146ZM153 60H154V58H153ZM3 61H4V59H3ZM73 61V60H72ZM75 61V60H74ZM81 61V62H82ZM89 61V62H90ZM96 61V60H95ZM95 61L93 62V64H95ZM110 61V60H109ZM108 61V62H109ZM116 61V62H117ZM133 61H136V60H132L131 62H133ZM148 61V60H147ZM78 62H79V59H78ZM88 62V61H87ZM99 62V61H98ZM107 61L106 62H104L105 64L106 63H108ZM123 63L124 62H126V59H124V61H122ZM143 62V61H142ZM141 62V63H142ZM160 62V61H159ZM162 62V61H161ZM172 62V61H171ZM199 62H201V64H199ZM203 62V63H202ZM216 62V60L214 61V63ZM218 63H219V61H217ZM5 63V62H4ZM63 63H66V64H69V63H67V61L66 62H63ZM72 63V62H71ZM74 63V62H73ZM72 63V64H73ZM138 63V62H137ZM145 63H147V62H145ZM150 63V62H149ZM152 63V62H151ZM155 63H157L158 64V62H155ZM165 64H167V62H164ZM164 63H161L162 65H164ZM1 64V63H0ZM2 64H3V62H2ZM6 64V63H5ZM62 64V63H61ZM78 64V63H77ZM82 64V63H81ZM81 64H80V67H82L81 66ZM85 63L83 62V65H84ZM90 64V63H89ZM88 64V65H89ZM100 65H101V63H99ZM116 64V63H115ZM121 64V63H120ZM131 65L132 64H134V63H130ZM136 64V63H135ZM174 64H173V67H174ZM193 65V66H191V65ZM63 65V64H62ZM65 65V64H64ZM99 65V66H100ZM108 65V64H107ZM109 65H110V63H109ZM112 65H113V63H112ZM112 65H110V66H112ZM126 65H127V62H126ZM131 65H128V66H131ZM138 65V64H137ZM149 65V64H148ZM168 65V64H167ZM177 65V66H178ZM216 65H218V64H216ZM79 66V65H78ZM94 66V65H93ZM97 66V65H96ZM102 66H103V64H102ZM109 66V67H110ZM117 66H119V64L117 65ZM117 66H113L114 67V69L115 68H117ZM134 66V65H133ZM132 66V67H133ZM142 65H140V67H141ZM155 66V65H154ZM160 67H161V65H159ZM2 67H3V65H2ZM76 67H77V65H76ZM84 67H85V65H84ZM89 67V69H92V67L90 68V65L88 66ZM105 67H106V65H105ZM108 67V68H109ZM123 66H121L120 68H122ZM132 67L130 68V69H132ZM135 67V66H134ZM139 67V68H140ZM165 66H163V68H164ZM184 67V68H185ZM73 68V67H72ZM83 68V67H82ZM97 68V67H96ZM96 68H94L95 70H96ZM100 68H102L101 66H100ZM111 68V67H110ZM109 68V69H110ZM127 68H129V67H127ZM138 68V67H137ZM137 68H135V69H137ZM159 68V67H158ZM157 67H156V69H158ZM162 68V67H161ZM162 68V69H163ZM172 68V67H171ZM212 68V70L210 71V69ZM1 69V68H0ZM74 69V68H73ZM78 69V68H77ZM89 69L87 70V68L85 67V68H83V74H82V72L80 71L81 70V68H80V70H74V72L76 71H79V73H80V75H79V81H80V87L78 86V88H79V90L78 91H80V93L81 94H84V90H85V87L87 86V82H89L88 83V85L91 83H93L95 80H96V78L98 77L97 76V73H96V71H94L95 72V77H93V78H89L88 77V74L86 75V73L89 71ZM94 69H92L91 70V72L93 73V70ZM104 69V68H103ZM108 69V70H109ZM155 69V70H156ZM167 69H169V68H167ZM176 69V68H175ZM84 70H87V72L86 71H84ZM98 70H99V68H98ZM112 70H113V68H112ZM118 70V69H117ZM119 70H121V69H119ZM178 70V69H177ZM178 70V71H179ZM186 70H189V68L188 69H186ZM216 70V69H215ZM102 71V70H101ZM101 71H100V73H101ZM105 71H106V69H105ZM114 71V70H113ZM112 71V72H113ZM115 71H116V69H115ZM114 71V72H115ZM124 71V70H123ZM132 71V70H131ZM133 71H134V68H133ZM138 71V70H137ZM137 71H135V72H137ZM140 72H141V70H139ZM183 71V72H182ZM75 72V73H76ZM86 72V73H85ZM90 72V73H91ZM99 72V71H98ZM103 72V71H102ZM127 72V71H126ZM134 72V73H135ZM145 72V71H144ZM158 72H159V69H158ZM158 72L156 71V73L158 74ZM165 72V71H164ZM167 72H170V71H166V73ZM176 72V71H175ZM191 72V71H190ZM79 73H77V75L79 74ZM89 73V72H88ZM91 73V74H92ZM106 73V72H105ZM108 73V72H107ZM111 73V72H110ZM116 73V72H115ZM122 74H123V72H121ZM130 73V72H129ZM129 73H127V74H129ZM133 73V72H132ZM160 73V72H159ZM216 73H218V72H216ZM99 74V73H98ZM141 74V73H140ZM161 74H162V71H161ZM164 74V73H163ZM162 74V75H163ZM168 74V73H167ZM171 74V73H170ZM213 74V73H212ZM64 75V74H63ZM93 75V74H92ZM92 75H91V77H92ZM101 76H103L104 74H100ZM117 75V78H119L118 76H120V75H118V74H116ZM130 75V74H129ZM136 76H137V74H135ZM182 75H184L183 77H182ZM186 75H187V73H186ZM201 75H203L204 77H202ZM214 75V74H213ZM97 76V77H96ZM111 76V75H110ZM126 77H127V75H125ZM135 76V77H136ZM146 76H147V74H146ZM151 78H153L151 75H149ZM159 76V75H158ZM166 76V75H165ZM164 76V77H165ZM179 76V77H178ZM86 77H88V79H90V81H88L87 79H86ZM134 77V75H132V76H129V78H127V80H124V81H127L124 85H123V87L122 88H120V90L121 91H116V93H115V91H113L115 94L114 95H119V96H121L120 94H124V96H125V100H127V101H125L126 102V104L124 103V101H123V103L125 104V106L127 105V107H121V108H126V112H125V110L124 109H121V110H123L124 111V114H123V112H121L120 114H122V117H116V114H115V116L114 117H112V119H114L113 121H111V122H109V123H106V122H108V118H106V116H104L105 118H106V120H105V118H103V120H105V121H103V122H105V124L104 123H100L99 122V118H101V117H103V115L101 116V117H99V115H100V110L101 109H103L102 107H101V109H100V104H98L99 106H96V107H98V109H100V110H96L95 108H94V106H89V107H91V110H90V108L89 107H87V108H89V110L90 111H88V109L85 111V110H83V114H82V116L80 117L81 118V121H80V129L78 130L79 132H77V133H79L78 135H77V133L75 134L77 137H75V135L74 136H72V135H66L65 136V138H64V141H63V143L65 144V146H64V144H62V142H61V144L63 145V148H64V150H62L63 151V153H62V155L63 154H65V152L66 153H68V152H71V151H73L74 153V155L76 154V157L74 156V158L76 159L77 158V160H75L76 162H77V167H74V168H78V164H79V169L78 170H76V171H78V172H75V171H71V175L70 174H68L69 176H67V175H65V173H63V174H61L63 177H61V175H60V179L58 178V179H55V178H53V179H55V180H52V179H50L51 178V175H50V177L49 176H47V177H45L46 175H44L43 176V172H44V174H45V171H46V169L49 167V165L51 164V161L49 160V161H44L43 162V166L44 167H42V169H44V170H42L41 171V169L40 170H38V172H36L35 174H32V173H30L28 170H27V167L25 168L23 165V167H24V169H26L27 171H28V173L31 175H33V177H34V175H35V177L33 178L32 176H27L28 175V173L26 174V172L27 171H25L24 169L22 170L23 171V173L21 174V176H17L16 177V179H15V181L12 183V187L10 188V190H12L10 193H8V194H6L5 195V197L3 198V200L5 199V201H2V204L0 205V264H22V262H23V264H25L26 263V260L25 259H28V260H32L33 262L35 261V264H82V262H83V259H84V261H85V259H88V257H89V255H92L93 256V252L95 251V249L96 250H98V248L100 247V249L102 250L103 248V244H104V242H102L101 240H102V237H104V236H106L107 235V237H108V234L110 235L108 238H112L113 237V234L115 235L116 233H114V232H118L121 228L120 227H122V228H125L126 226H128V227H134L135 225H133L134 223H133V221H143L142 219H143V216L144 215H141V217H139V215L140 214H142L143 212H145L146 213V211L148 212V211H155V212H157L156 210H158V211H160L159 209L160 208H158L159 207V205L158 206H155V208H157L156 210H154L155 208H154V205H157L158 204V202H160V204H162V202L163 203H166L167 204V202H171V200H170V198H166V196H164L165 194V191H164V193L162 192V194L158 191V188H156V185L159 183V186L161 185V186H164V184L162 185V184H160V182H157V180L156 181H154V180H152L153 179V177L151 178V179H147L146 180V178H145V175L146 174H148V176H149V173L152 171V172H154V173H157V171H153V170H149L148 169V166H147V164H148V161H149V159H152V160H154L155 159V157H153V158H149V155H153V156H156V154H158L159 152H160V150H161V147H163V144L165 143V141L169 138H165V131L163 130V128L162 127H164L165 129H169L170 127L169 126H171L170 124H172V121H173V123H174V117H171V122H169V120L170 119H168V117H167V114H166V111L167 110H169L170 109V111H168V113L170 112L171 114H172V116L174 115L175 116V113H176V111H177V113H178V115H179V111H178V109L177 108H181L180 107V105H177V104H174V102L172 101V107H170L171 105H169L171 102H166V100H164V103H161V104H164V105H162V106H164V107H166V108H168L167 106H165L166 105V103H167V105H169V107L170 108H168L166 111L165 110H163V112H164V114H166V125H165V122H164V120L165 119H163L164 117L163 116H161V117H163L162 119H163V122H164V124H162L161 125V123L158 125L156 122H159L158 120L156 121L155 120V122L153 121V122H148V123H150V125L152 126V124H153V126H160L159 128L160 129H158V127L157 128H155V129H158V130H156L155 132H149L150 130L149 129H151L150 127L149 128H147V126L148 125H146V128L149 130H147L145 127H143L144 126V124H148V123H144V113L146 114V111H148V109L149 108H152L153 106H154V104H155V102H153L152 103V101L151 102H149V104L147 105L146 103H148L147 102V100L148 101H150V98H149V92H147V97H146V100L145 101H143L142 102V98L140 99L141 100V102H139V103H137L135 106H131L130 104L132 103V101L134 100V98H136L135 96H137V94H138V92L140 91V93L139 94H142L141 93V88H142V84H143V82H144V78H142V77H136L135 78ZM145 77V76H144ZM169 77V76H168ZM210 77V76H209ZM77 78V79H78ZM105 77H103V83L105 82V79H104ZM160 78V77H159ZM163 77H161V79H162ZM166 78V77H165ZM170 78H169V80H170ZM219 78V77H218ZM69 79V78H68ZM102 79V78H101ZM110 79H113V77L111 78L110 77ZM109 79V80H110ZM122 78H120V80H121ZM146 79V78H145ZM156 79H157V77H156ZM171 79V80H172ZM203 79V80H202ZM211 79H213L212 78V76H211ZM72 80V79H71ZM87 80V81H86ZM98 80H100V79H98ZM108 80V81H109ZM119 80V79H118ZM147 80V79H146ZM160 80V79H159ZM162 80H164V79H162ZM162 80H160V81H162ZM165 80H167V79H165ZM170 80V81H171ZM101 81V80H100ZM111 81H113V80H111ZM115 81V80H114ZM143 81V82H142ZM149 81H150V79H149ZM152 81V80H151ZM154 81V80H153ZM178 81H180V80H178ZM206 81H208V79L206 80ZM60 82V81H59ZM116 82V81H115ZM118 82V81H117ZM123 82V81H122ZM148 82V81H147ZM157 82V81H156ZM156 82H153V83H156ZM171 82V83H172ZM97 83H99V82H97ZM121 83V82H120ZM124 83V82H123ZM122 83V84H123ZM158 83V82H157ZM160 83V82H159ZM165 83V82H164ZM57 84V83H56ZM59 84V83H58ZM57 84V85H58ZM95 84V83H94ZM101 84H102V82H101ZM105 84V83H104ZM108 84V83H107ZM106 84V85H107ZM109 84H110V81H109ZM117 84H119V83H117ZM121 84V85H122ZM148 84H152V83H148ZM190 85V84H197V87H195L194 89H192V87H194L195 85H191L190 87H191V89L192 90H189V86L187 87V85ZM98 85V84H97ZM111 85V84H110ZM112 85H115V84H112ZM120 85V84H119ZM153 85V84H152ZM160 85H163V84H160ZM63 86V85H62ZM68 86V85H67ZM66 86V87H67ZM91 86V85H90ZM104 86V85H103ZM149 86V85H148ZM158 85H156V87H157ZM170 86V87H171ZM74 87V86H73ZM108 87H109V85H108ZM146 87V86H145ZM151 87V86H150ZM209 87V86H208ZM75 88V87H74ZM88 88V87H87ZM86 88V89H87ZM103 88V87H102ZM113 88V87H112ZM148 88V87H147ZM153 88V87H152ZM158 88V87H157ZM77 89V88H76ZM90 89V88H89ZM91 89H92V87H91ZM94 89V88H93ZM98 89V87L96 88V90ZM114 89H116V87L114 88ZM143 89H145V88H143ZM154 89V91H155V89L156 88H153ZM162 89H163V87H162ZM70 90H71V88H70ZM95 90V89H94ZM106 89H104V91H105ZM138 90V91H137ZM146 90V89H145ZM144 90V91H145ZM152 90V89H151ZM75 91V90H74ZM84 91V92H83ZM99 91V90H98ZM97 91V92H98ZM157 91H158V89H157ZM161 91V90H160ZM44 92V91H43ZM46 92V91H45ZM58 92H59V89H58ZM62 92V91H61ZM83 92V93H82ZM107 92H110L111 93V91L109 90V91H106L105 93H107ZM143 92V91H142ZM145 92V93H146ZM162 92V91H161ZM204 92V93H203ZM207 92H208V90H207ZM213 92V91H212ZM48 93V92H47ZM60 93V92H59ZM104 93V95L105 96H110V95H108V94H105ZM109 93V94H110ZM144 93V94H145ZM193 93H192V96H194L193 95ZM211 93V92H210ZM57 94V93H56ZM70 94H71V92H70ZM87 94V93H86ZM97 94V93H96ZM111 94H113V93H111ZM150 94H151V92H150ZM156 94V93H155ZM155 94H151L152 96L151 97H153ZM160 94V93H159ZM162 94H163V92H162ZM162 94H161V96H162ZM189 94V95H190ZM66 95V94H65ZM80 95V94H79ZM103 95V94H102ZM158 95V94H157ZM157 95H155L154 97H155V99H153L152 98V100L153 101H156L157 99ZM165 97H168V96H166V94H163ZM180 95V97L181 96H183V97H181V99H183V100H185V101H183V100H181V101H179V99H177V98H180V97H178ZM188 95V96H189ZM208 95V94H207ZM45 96V94L43 95V97ZM55 96V95H54ZM75 96V95H74ZM83 96V95H82ZM81 96V97H82ZM87 96V95H86ZM99 96H101V94L99 95ZM123 96V95H122ZM141 96H143V95H138V97H141ZM210 96H213V95H210ZM50 97H51V95H50ZM91 97V96H90ZM89 97V98H90ZM113 97V96H112ZM112 97H109L110 99L112 98ZM126 97H127V99H126ZM164 97V98H165ZM189 97H191V95L189 96ZM196 97H198V96H195V97H193L195 100H198ZM200 97V98H201ZM207 96L205 95V98H206ZM49 98V97H48ZM64 98V97H63ZM62 98V99H63ZM76 98V97H75ZM79 98V97H78ZM92 98H93V95H92ZM91 98V99H92ZM102 98H103V96H102ZM101 98V99H102ZM116 98V96L114 97V99ZM119 98V97H118ZM123 98V97H122ZM149 98V99H148ZM163 98V97H162ZM193 98H191V100L193 99ZM80 99V98H79ZM96 101H97V99H99L98 98V94H97V99L96 98H94ZM144 99H145V97H144ZM189 99V98H188ZM207 99V98H206ZM84 100V99H83ZM86 100V99H85ZM103 100H104V98H103ZM107 100V99H106ZM105 100V101H106ZM111 100H113V98L111 99ZM117 100V99H116ZM118 100H121L120 102H122V99H118ZM118 100H117V102H118ZM159 100H161L160 98H159ZM177 100V101H176ZM191 100H187V101H191ZM195 100L193 101H191V102H195ZM200 100V99H199ZM203 100V99H202ZM63 100H61V101H56L57 102V104L58 105H56V107L55 108H57L58 109V107L57 106H59V104H61V102H62ZM90 101V100H89ZM100 101V100H99ZM137 101H139V100H137ZM163 101V100H162ZM179 101V102H178ZM75 102H77V99H76V101ZM91 102V101H90ZM157 102H158V100H157ZM156 102V103H157ZM44 103V102H43ZM47 103V102H46ZM54 103V102H53ZM93 104L95 103L96 104V102H92ZM98 103V102H97ZM101 103V102H100ZM103 103V102H102ZM113 103H114V100H113ZM123 103H121L122 105H123ZM134 103H135V101H134ZM133 103V104H134ZM169 103V104H168ZM187 103V102H186ZM186 103H185V105H186ZM190 102H188L187 104H189ZM205 103V102H204ZM33 104V103H32ZM38 104V103H37ZM41 104V103H40ZM56 103H54L53 105H55ZM62 104H63V106L65 105V103H63L62 102ZM105 104H106V102H105ZM108 104V103H107ZM106 104V105H107ZM115 104H116V101H115ZM117 104H119V103H117ZM146 104V105H145ZM158 104V103H157ZM50 105V104H49ZM47 106L48 108H50V106H51V109H49V111L51 110V111H55V108H54V110H52L53 109V105H50V106ZM69 105V104H68ZM156 105V104H155ZM181 105H184V104H182L181 103ZM184 105V106H185ZM190 105V104H189ZM35 106V105H34ZM61 106L62 105H60V108H61ZM102 106H103V104H102ZM110 106H111V104H110ZM109 106V107H110ZM118 106V105H117ZM124 106V105H123ZM145 106H148V108L147 107H145ZM157 106V105H156ZM161 106V107H162ZM183 106V107H184ZM187 106L188 105H186V109H187ZM46 107V108H47ZM82 107V106H81ZM104 107V106H103ZM114 107H116L115 105L112 107V108H114ZM120 107V106H119ZM145 107V108H144ZM163 107V108H164ZM45 108V109H46ZM47 108V109H48ZM60 108H59V110H60ZM65 108V107H64ZM105 108V107H104ZM157 108H159V107H157ZM162 108V109H163ZM34 109V108H33ZM32 109V110H33ZM47 109L45 110L46 112H47ZM62 110H63V107L61 108ZM107 109V108H106ZM116 109H119L118 107H116ZM161 109V108H160ZM58 110V111H59ZM120 110V111H121ZM144 110V111H143ZM151 110V109H150ZM155 110H156V108H155ZM44 111V112H45ZM48 111V112H49ZM82 111V110H81ZM87 112V113H85V112ZM103 111V110H102ZM154 111V110H153ZM180 111H182V113H183V111H185L184 109H180ZM39 112V111H38ZM45 112V113H46ZM60 112H61V110H60ZM65 112V111H64ZM104 112V111H103ZM108 112V111H107ZM113 112V111H112ZM141 112V115H134V113H140ZM143 112V113H142ZM156 112V111H155ZM159 112V111H158ZM162 112V111H161ZM160 112V114L162 115V113ZM186 113H187V110L185 111ZM41 113V112H40ZM39 113V114H40ZM43 113V112H42ZM45 113H44V118L41 120V119H39L40 121H43V122H47V121H49L50 119L48 118L50 115H46V117H45ZM51 113V112H50ZM49 113V114H50ZM56 113V112H55ZM58 114H59V112H57ZM105 113H106V111H105ZM104 113V114H105ZM39 114H37V116L39 115ZM47 114V113H46ZM112 114H114V112L112 113ZM152 114V113H151ZM157 114V113H156ZM181 114V113H180ZM185 114V113H184ZM42 114H40V116H41ZM55 116H57L56 114H54ZM106 115H109V113H106ZM132 115H133V117L134 118H132ZM170 114H168V116H169ZM189 115V114H188ZM187 115V116H188ZM24 116V115H23ZM34 116V115H33ZM52 116V115H51ZM50 116V117H51ZM55 116H53V117H55ZM146 116V115H145ZM149 116V115H148ZM153 116H155L154 114H153ZM185 116V115H184ZM183 115L181 116V119H180V116H178L179 117V119L180 120H182V117H184ZM186 116V117H187ZM36 117V116H35ZM39 117V116H38ZM74 117V116H73ZM97 117H98V122L100 123L99 124V126H101V127H97V128H94L93 127V124L95 125H97L98 123H95L96 122V119H97ZM111 117H109V119L111 118ZM160 117V116H159ZM178 117H176L175 116V119H177ZM189 117V116H188ZM41 118V117H40ZM45 118H46V120H47V118H48V120L46 121L45 120ZM65 118V117H64ZM117 118V119H116ZM148 118H150V117H148ZM156 118V117H155ZM170 118V117H169ZM37 119V120H38ZM102 119V118H101ZM146 119V121H148V119L147 118H145ZM192 119V118H191ZM215 119V118H214ZM32 120H34V123H35V118H33ZM36 120V121H37ZM38 120V121H39ZM63 120V119H62ZM111 120V119H110ZM125 121V123H124V126H122L123 128H120V126L118 125L120 122H124ZM150 120V121H151ZM168 120V121H167ZM101 121V120H100ZM182 121H184V119L182 120ZM206 121V120H205ZM214 121V120H213ZM69 122V121H68ZM177 122H178V119H177ZM189 122V121H188ZM192 122V121H191ZM202 122H203V120H202ZM144 123V124H143ZM156 123V124H155ZM186 123H187V120H186ZM200 123V122H199ZM30 124V123H29ZM29 124L27 123V125L29 126ZM46 124V123H45ZM59 125V123H56L55 125ZM70 124V123H69ZM167 124H169V125H167ZM178 124H180V122L178 123ZM198 124V123H197ZM204 124V123H203ZM39 125V124H38ZM55 125H54V127H55ZM66 125V124H65ZM96 125H95V127H96ZM116 125H118V127L116 126ZM123 125V124H122ZM186 125V124H185ZM189 125H190V123H189ZM188 125V126H189ZM199 125V124H198ZM206 125V124H205ZM31 126V125H30ZM72 126V125H71ZM70 126V127H71ZM114 126H116L117 127V130L115 131V129H113V127ZM169 128H168V127ZM173 126H175V125H173ZM201 126V125H200ZM209 126V125H208ZM38 128L40 127V128H42L41 127V125H39V126H37ZM54 127H53V129H54ZM58 127V126H57ZM57 127H55V128H57ZM94 129H93V128ZM167 127V128H166ZM176 127H178L177 126V123H176ZM202 127V126H201ZM203 127H205V126H203ZM87 128H89L88 130H89V133L87 134L86 133V130H87ZM175 128V127H174ZM179 128V127H178ZM58 129V128H57ZM56 129V130H57ZM60 129V128H59ZM63 129V128H62ZM112 129V131H110ZM153 129V128H152ZM171 129H172V126H171ZM177 129V128H176ZM180 130L182 129V128H179ZM61 130V129H60ZM66 130V129H65ZM172 130H174V129H172ZM62 131V130H61ZM107 131H110L111 133L112 132H115V133H113L112 134V136H111V139H113L112 141H111V148H110V151L107 153V149L108 148H104L105 149V152H106V154H104V152H103V148H101V146H100V148L98 147V145H104V144H102V143H106L107 141H109V139L107 140V139H105L103 136H105L106 134H107ZM171 131V130H170ZM169 130H168V132H170ZM174 131H176V130H174ZM173 131V132H174ZM14 132V131H13ZM12 132V133H13ZM63 132V131H62ZM88 132V131H87ZM172 132V133H173ZM15 133V132H14ZM17 133V132H16ZM106 133V134H105ZM105 134V135H104ZM176 134V133H175ZM64 135H65V132H64ZM11 136V135H10ZM9 136V137H10ZM174 136V135H173ZM176 136V135H175ZM13 137V136H12ZM103 137V138H102ZM107 137H110V136H108V134H107ZM60 138V137H59ZM99 138H100V140L102 141V139H104L105 140V142L103 141L102 143H100L99 142ZM170 138H171V136H170ZM178 139L180 138V136H178L177 137ZM175 139L176 140V142H174V143H176V145H177V143H178V139ZM12 139V138H11ZM51 139V138H50ZM166 139V140H165ZM107 140V141H106ZM169 140V139H168ZM167 140V141H168ZM181 140V139H180ZM6 141V140H5ZM55 141V140H54ZM60 142V141H59ZM50 143V142H49ZM58 143V142H57ZM100 143V144H99ZM171 143V142H170ZM170 143H168V145H167V147L165 146V144H167V143H165L164 144V146L166 147V148H164V151H165V149H167L168 148V146H171L172 144H170ZM182 144V143H181ZM55 145H56V142H55ZM54 145V146H55ZM109 145V144H108ZM108 145H106V146H108ZM176 145H172L173 147H174V150H176ZM57 146H58V144H57ZM171 146V147H172ZM7 147V146H6ZM56 147V146H55ZM54 147V148H55ZM53 148V147H52ZM57 148V147H56ZM101 149V150H99V149ZM182 149H183V147H181ZM185 148V147H184ZM77 149V152H75V150ZM98 150L99 151H102L101 153L100 152H98ZM107 150V151H106ZM163 150V149H162ZM171 151H173V148L172 149H170ZM180 149H178V151H179ZM48 151H50V150H48ZM56 152H57V150H55ZM100 154V156H97V152ZM53 152V151H52ZM97 154H96V153ZM158 152V153H157ZM174 152V151H173ZM173 152H171V153H173ZM50 153V152H49ZM57 153H59V148H58V152ZM72 153V152H71ZM123 153V154H122ZM154 153H156L155 155H154ZM169 153V152H168ZM171 153H169L171 156H172V154ZM177 154H178V152H176ZM181 153V152H180ZM179 153V154H180ZM103 154V155H102ZM161 154V153H160ZM160 154H159V156H160ZM163 154V153H162ZM161 154V155H162ZM167 154V152H165V155ZM174 154V153H173ZM178 154V155H179ZM47 155V154H46ZM158 156V155H157ZM162 156H164V155H162ZM166 156H168V155H166ZM166 156L164 157L165 159H166ZM173 156H175V155H173ZM181 156V155H180ZM180 156H179V158H180ZM150 157H152V156H150ZM178 157V156H177ZM177 157L175 158V160H174V162L175 161H178L179 160V158H178V160H176L177 159ZM47 158V157H46ZM57 158H59V157H57ZM61 158V157H60ZM63 158V157H62ZM173 158V157H172ZM43 159H44V157H43ZM168 159V158H167ZM169 159H170V156H169ZM181 159V158H180ZM162 160V159H161ZM172 161H173V159H171ZM74 161V162H75ZM86 161V163H84ZM114 161V162H113ZM123 161H124V163H123ZM159 161V160H158ZM26 162V161H25ZM23 163V164H25L26 165V163ZM48 162V163H47ZM79 162V163H78ZM111 162H113V163H118V164H113L112 163V166L113 167H115V172L113 171V175L111 174L110 175V177H109V179L108 178H104V175L105 174H103V177H101V175L99 174V173H97V171H98V168L100 167V166H102L103 168H104V170H105V168H107V170H108V167H111L112 168V166L110 165L111 164ZM156 162V161H155ZM161 162V161H160ZM163 162H164V160H163ZM171 162V161H170ZM88 163V164H87ZM168 163V162H167ZM21 164V163H20ZM30 164V163H29ZM68 164H71V163H68ZM151 164L153 165V163L151 162ZM156 164H157V162H156ZM75 165V166H76ZM87 165V166H86ZM115 165V166H114ZM149 165V164H148ZM154 165H155V163H154ZM20 166V165H19ZM30 166V165H29ZM147 166V167H146ZM166 166V165H165ZM22 167V168H23ZM53 167V165L51 164L50 165V167L48 168V170L50 169L51 170V168ZM66 167V166H65ZM64 167V168H65ZM102 167H100V168H102ZM153 167V166H152ZM155 167V166H154ZM167 167V166H166ZM69 168H70V166H69ZM74 168H72L71 167V169L70 170H75ZM99 168V169H100ZM102 168V169H103ZM149 168H150V165H149ZM156 168H157V165H156ZM162 168V167H161ZM164 168V167H163ZM251 168V167H250ZM249 168V169H250ZM53 169V168H52ZM66 169H68L67 167H66ZM102 169H100V170H102ZM110 169V168H109ZM166 169V168H165ZM164 169V170H165ZM247 169H248V167H247ZM64 170V169H63ZM106 170V171H107ZM146 170L147 171H149V173H147L146 172ZM159 170H161V169H159ZM163 169H162V171H164ZM69 171V170H68ZM112 171V170H111ZM162 171H160L161 172V174L163 173ZM168 171V170H167ZM52 172V171H51ZM64 172V171H63ZM70 172V171H69ZM68 172V173H69ZM72 172H75V173H72ZM174 172V171H173ZM250 172V171H249ZM17 173V172H16ZM18 173H20V172H18ZM17 173V174H18ZM103 173H106V172H103ZM111 173V172H110ZM158 173H159V171H158ZM158 173H157V176H158ZM164 173H166V171L164 172ZM163 173V174H164ZM193 173V172H192ZM195 173V172H194ZM36 174H38L39 176H37ZM201 174V173H200ZM12 175H13V173H12ZM65 175V176H64ZM154 175V174H153ZM156 175V174H155ZM167 175V174H166ZM169 175H170V172H169ZM195 175H198V174H195ZM194 175V176H195ZM202 175V174H201ZM206 175V174H205ZM209 175V174H208ZM109 176V175H108ZM151 176V175H150ZM160 176H162V175H160ZM187 176V175H186ZM190 176H192L193 177V175L192 174H190ZM190 176H187L188 178H190L189 180H184V183L185 184H187V188H186V192L187 193H189V192H195V191H198V190H196L195 189V185H200L199 183V179H194L193 180V178H197V177H190ZM204 176V175H203ZM211 176V175H210ZM8 177V176H7ZM147 177V176H146ZM156 177V176H155ZM163 177V176H162ZM161 177V178H162ZM170 177V176H169ZM205 177V176H204ZM29 178V179H28ZM31 178V179H30ZM157 178H159V177H157ZM156 178V179H157ZM164 179H159L158 181H160V180H163L165 183H167V181L169 180L170 181V179H166V178H168V176L165 178V177H163ZM174 178V177H173ZM187 178V179H188ZM207 178H208V176H207ZM6 179V178H5ZM184 179V178H183ZM186 179V178H185ZM203 179V178H202ZM3 180V179H2ZM3 181H5V180H3ZM162 181V182H163ZM187 181H189L188 183H187ZM173 182V181H172ZM5 183V182H4ZM175 183V182H174ZM179 183H180V181H179ZM182 183V182H181ZM172 184V183H171ZM169 185V184H168ZM183 185V184H182ZM158 186V187H159ZM160 186V187H161ZM170 186V185H169ZM172 186V185H171ZM173 186H175V185H173ZM2 189H3V187L4 186H0ZM160 187H159V190H164L163 189V187H162V189H160ZM199 187H202V184L199 186ZM165 188H166V185H165ZM170 188V187H169ZM1 189V190H2ZM58 189H59V191H58ZM167 190H169L168 188H166ZM165 189V190H166ZM171 189H173V188H171ZM181 189H182V187H181ZM184 189V188H183ZM203 189V188H202ZM45 190H49V191H45ZM46 193H45V192ZM180 191V190H179ZM184 191V190H183ZM180 192V193H182V194H186L187 195V193L185 192ZM200 191V190H199ZM43 192V194L42 195H44V193L46 194V196H47V193L49 194L48 196H47V200H46V198H45V200L43 201L42 199H44V197H46L45 195H44V197L42 198V195L41 196H39L41 193ZM172 192V191H171ZM173 192H175V191H173ZM193 192V193H194ZM16 194V198H15V200H14V202H12L11 201V199H10V196H11V194ZM198 192H196V194H197ZM160 194L161 195H163L164 197H162V196H160ZM171 194V193H170ZM182 194H178V196L179 195H182ZM195 194V195H196ZM175 196H176V193L174 194ZM186 195L184 196V197H186ZM159 196L160 197H162V199H165L166 198V201L167 202H164L163 200H160V201H157L158 199H159ZM174 196V198H176ZM190 196V195H189ZM200 196V195H199ZM11 197H13V196H11ZM39 197L40 198H42V199H40L39 200ZM183 198V195L182 196H180V199H178V197L176 198L177 200L176 201H172L171 202V204H170V206L168 207V208H166V210L165 209H163V210H161L162 212V214L160 213H158V214H156V215H159V216H155V214L153 213V212H151V215H153L154 217L152 218L151 217V215H150V213H149V217H151L152 219L150 220V221H148V223H147V221H146V223H147V226H149V228L148 227H146V225H145V228H143L142 226H143V224L145 223V218H147L148 216L147 215H145V218H144V223H142V224H140V225H142L141 226V228L139 227V224H136V225H138L137 226V228H138V230L140 229V230H142V228H143V231H140L139 230V233H142V232H144V230H147L145 233H142L143 234V239L141 240V238L140 237H138V234H137V232H138V230H136V235L137 236H135V238L137 237V238H139L140 240L139 241H137V238H136V242H139L138 244H136L135 243V245L132 243V241L133 240H131V241H129V242H131L132 243V248H131V251L129 252V257H128V255H126L127 257L126 258H128V259H125V260H128L127 261V263L126 264H133V262H134V258H136L137 257V255L140 253H142L143 254V256H144V253H143V251H145V252H147V251H150V254L149 255H147V253H149V252H147L146 253V256H152V254H153V256L154 255H156V258H158V256H159V258L160 257H163L164 256V259L166 258V260H165V264H167L166 263V261H168L167 259L170 257V256H168L169 255V253L171 252V254L170 255H172V253L174 254V252L173 251H175V249L173 250V251H168L169 250V248H167L168 247V245H170L171 246V243H173V241H174V239L176 238H178V237H182L181 235H186L187 233H188V237H190L191 239H192V237H193V235L194 236H196V235H199V231H198V229H197V226H199L198 224L199 223H201L202 221H203V219L206 217V213L205 214H203L204 216H202V213L201 212H204L203 210H202V206H200L199 205V201L198 200H196L197 198H194V200L193 199H191V198H193V197H188V195H187V198H185V199H188V198H190V199H188V200H193L192 202L193 203H189V204H191V206L190 207H186V209H187V211H185V210H183V212L185 211L186 213L188 212V210H189V212H188V214L186 215V214H183V212L182 211H179L180 210V208H181V206H182V208H184V203H183V200H182V198ZM1 198V197H0ZM29 199H35V200H38V201H42V203H44L45 204V202H46V207H44V205H41V206H39V208L37 209L38 211H40L39 213H42L43 211H44V213H47L48 214V217L49 218H51V219H53L52 220V227H49L48 229H46V231L45 230H43L40 226H39V224H38V220H37V212L38 211H35V212H28V213H26V212H23L22 214H19V217H18V209H21V208H23V207H25V201H27V200H29ZM201 199H202V197H201ZM200 199V197H199V200H201ZM204 200H205V197L203 198ZM202 199V200H203ZM162 201V202H161ZM198 201V203H196ZM1 202V201H0ZM28 202V201H27ZM181 202H182V205H181ZM184 202H185V200H184ZM201 202V201H200ZM186 204L188 203V201H186L185 202ZM165 204V205H166ZM188 205V204H187ZM29 207V206H28ZM152 207L154 208V209H152ZM189 208V209H188ZM152 209V210H151ZM28 210H29V208H28ZM27 210V211H28ZM31 211V210H30ZM214 211V210H213ZM76 212L78 213V214H81L80 216H82V217H80L79 216V220H80V218L81 219H83V217H84V219H85V217H86V215L87 214H89L88 215V217L87 218H89V217H91V220H92V222L91 223H89V220H86V222H88L87 223V226L86 227H84L82 224H85V221H82L81 220V222H82V224H81V222L79 221V225L82 227V228H80V229H78V235H77V233H76V231H74L76 234V237H77V239H75V244H73L72 242H70V238H69V241L67 242L66 240L65 241H63L64 239H66L67 238V236H65V235H69V233H71V231H69V230H67V229H64V231H60V230H57V229H59L58 227H56V225H55V227L53 226V223L55 222V220H59V219H61L62 218V214H66V215H73L75 218H77V214H76ZM86 213L85 214V216H84V214L83 213ZM97 212L99 213L100 212V214H101V216H97L96 217V215H97ZM184 212V213H185ZM207 212V211H206ZM136 213V214H135ZM153 213V214H152ZM219 213V212H218ZM217 213V214H218ZM222 213V212H221ZM135 214V215H134ZM197 216V218L199 217V219L201 218V216L202 217H204V218H202V221L201 222H199V220H198V222L199 223H197V218H194V216ZM215 215V214H214ZM218 215H220V213L218 214ZM138 216V217H137ZM147 216V217H146ZM94 217V218H93ZM126 217V218H125ZM139 218L140 220H138L137 218ZM208 217H209V215H208ZM212 217V216H211ZM210 217V218H211ZM216 217H217V215H216ZM221 217V216H220ZM16 218H17V221H16ZM64 218V217H63ZM98 218V220H96ZM123 218V219H122ZM195 220H194V219ZM209 218V219H210ZM213 218V217H212ZM83 219V220H84ZM126 219V220H125ZM134 219V220H133ZM209 219H208V221H209ZM217 219V218H216ZM239 219V218H238ZM3 220H7V221H9V227H7L6 225H5V223L3 224ZM123 220V221H122ZM148 220H149V218H148ZM194 221V223L196 222L197 223V225H196V223L194 224L193 223V225L192 224H190L191 222H193ZM204 220H206V218L204 219ZM125 221H128V224H127V222L126 223H124V224H122V222H125ZM140 221V222H141ZM191 221V222H190ZM212 221V220H211ZM218 221V220H217ZM84 222V223H83ZM133 223V224H130V223ZM138 222H136V223H138ZM169 222L171 223L170 224V226H172V228H170V226L168 225L169 224ZM230 222V221H229ZM231 222H233V221H231ZM51 223V222H50ZM49 223V224H50ZM78 223V222H77ZM120 223L122 224V225H120ZM145 223V224H146ZM164 223H167L166 224V226H167V228L169 227L170 228V230L171 231H168L169 230V228L168 229H162L163 231L165 230V233H167L166 231H168V234H169V232H170V235L167 237V236H165V237H167V238H165L164 237V235H165V233H164V235H161V236H163L164 238H165V240L163 241V240H161V238H159L158 240L159 241H157V237H159V235L157 234H154L155 236H157V237H155L156 239H153V240H156V242L157 243H155V241L151 244H149V241L151 242V240L150 239H152L151 238V235H152V230L154 231H156V229H158L157 231L159 232V230H161L159 227L162 225V224H164ZM208 223V222H207ZM214 223H215V221H214ZM228 223V222H227ZM65 224H67V223H65ZM64 224V225H65ZM88 224H90V225H88ZM209 224H211L210 222H209ZM219 224V223H218ZM222 224H223V222H222ZM245 224V223H244ZM59 225V224H58ZM70 225H71V223H70ZM79 225L77 226V227H79ZM86 225V224H85ZM129 225H133V226H129ZM165 225V224H164ZM203 225V224H202ZM202 225H200V227L202 226ZM208 225V224H207ZM215 225V224H214ZM88 226H89V228H88ZM92 226V227H91ZM120 226V227H119ZM125 226V227H124ZM163 226V225H162ZM206 226V225H205ZM219 226V225H218ZM217 226V228H219ZM227 226V225H226ZM259 226V225H258ZM68 227V226H67ZM67 227H65V228H67ZM74 227V226H73ZM84 227V228H83ZM192 227H196V229H195V231H198L197 233L196 232H194V229L192 228ZM199 227V230H201V228ZM216 227V226H215ZM230 227V226H229ZM248 227V226H247ZM254 226L252 225V228H253ZM117 228L119 229V230H117ZM149 230H148V229ZM164 228H166V227H164ZM211 228V227H210ZM221 228V227H220ZM222 228H224V227H222ZM256 228V227H255ZM70 229V228H69ZM87 229H88V232H86L87 231ZM125 229H127V228H125ZM190 229L192 230L193 229V231H191L190 232ZM250 229V228H249ZM65 230H67V232H69V233H67ZM116 230V231H115ZM122 230V229H121ZM124 230V229H123ZM161 230V234H163V231ZM189 230V232H187ZM204 230H206V228H204ZM203 229L201 230V231H204ZM255 230V229H254ZM156 231V232H157ZM242 231V230H241ZM74 232H72V234L74 233ZM156 232H154V233H156ZM196 234H194V233ZM226 232V231H225ZM234 232V231H233ZM65 233H67V234H65ZM134 233V234H135ZM229 233V232H228ZM227 233V234H228ZM232 233V232H231ZM231 233H230V235H231ZM71 234V235H72ZM111 234H112V236H111ZM141 234V235H142ZM145 234V235H144ZM189 234H191V236H189ZM193 234V235H192ZM222 234V233H221ZM221 234H220V236H221ZM201 235V234H200ZM199 235V236H200ZM222 235H224V233L222 234ZM229 235V234H228ZM160 236V237H161ZM224 236H226V235H224ZM261 236V235H260ZM106 237V238H107ZM187 237V236H186ZM197 237V236H196ZM201 237V236H200ZM206 237H208V236H206ZM232 237V236H231ZM71 238H73V235H72V237ZM164 238H162V239H164ZM194 238V237H193ZM199 238V237H198ZM227 238H228V236H227ZM256 238V237H255ZM79 239V240H78ZM114 239V238H113ZM130 239H132V237L130 238ZM175 239V240H176ZM188 238H186V240H187ZM190 239V240H191ZM201 239V238H200ZM215 239V238H214ZM221 239V238H220ZM230 239V238H229ZM104 240V239H103ZM181 240V243H182V238L180 239ZM185 240V241H186ZM202 240H203V237H202ZM207 240H208V238H207ZM210 240V239H209ZM211 240H212V238H211ZM210 240V241H211ZM216 240H218V239H216ZM100 241L103 243L102 245L103 246H100ZM105 241H106V239H105ZM108 241V240H107ZM110 242H111V239L109 240ZM112 241H114V240H112ZM162 241V242H161ZM178 241H179V239H178ZM178 241H177V243H178ZM192 241V240H191ZM227 241V240H226ZM229 241V240H228ZM238 241V240H237ZM251 241H253L252 239H251ZM74 242V241H73ZM158 242H161V243H163L162 244V248H159L158 247ZM171 242V243H170ZM187 242V241H186ZM197 242H198V240H197ZM196 242V243H197ZM208 242V241H207ZM215 242V241H214ZM218 242V241H217ZM240 242H241V240H240ZM112 243V242H111ZM160 243V244H161ZM170 243V244H169ZM175 243H176V241H175ZM174 243V244H175ZM185 243V242H184ZM216 243V242H215ZM231 243V242H230ZM239 243V242H238ZM98 244H99V247L97 248V246H98ZM192 244H193V242H192ZM210 244H211V242H210ZM210 244H209V248L211 247V246H213V245H211L210 246ZM241 244V243H240ZM243 244V243H242ZM105 245H107V244H105ZM110 245V244H109ZM128 245H131V244H128ZM188 245H190V244H188ZM194 245H196V247L198 246L197 244H194ZM194 245H191V246H194ZM202 245H204V243L202 244ZM227 245H229V244H227ZM234 245H238V244H234ZM257 245V244H256ZM133 246H134V249H133ZM169 246V247H170ZM174 246V245H173ZM190 246V247H191ZM220 246V245H219ZM230 246V245H229ZM233 246V245H232ZM231 246V247H232ZM242 246L243 245H241V248L240 249H242ZM106 247V246H105ZM108 247V246H107ZM110 247V246H109ZM109 247H108V250L107 251H109ZM175 247V246H174ZM199 247V246H198ZM203 247V246H202ZM206 247H208V246H206ZM205 247V248H206ZM214 247V246H213ZM213 247H211V248H213ZM226 247H228V246H226ZM236 246H234L233 248H235ZM126 248V247H125ZM127 248H128V246H127ZM126 248V249H127ZM148 248V249H147ZM176 248V247H175ZM183 248V247H182ZM186 248V247H185ZM184 248V249H185ZM188 249H190L189 248V246L187 247ZM195 248V247H194ZM193 248V249H194ZM216 248V247H215ZM232 248V249H233ZM238 248V247H237ZM245 248V247H244ZM260 248V247H259ZM99 249V250H100ZM107 249V248H106ZM144 249H146V250H144ZM168 249V250H167ZM170 249H173V247L172 248H170ZM180 249V248H179ZM198 249V248H197ZM202 249H204V247L203 248H200L199 247V250H196V251H198V254L201 252V250ZM206 249H208V248H206ZM218 249V248H217ZM216 249V250H217ZM229 249V250H228ZM256 249V248H255ZM261 249V248H260ZM105 250V249H104ZM103 250V251H104ZM128 250V249H127ZM182 250V249H181ZM186 250V249H185ZM212 250V249H211ZM211 250H209L210 252H211ZM215 250V249H214ZM228 252L230 251L231 252V250H230V247L229 248H227L226 249ZM234 250V249H233ZM239 250V249H238ZM247 250V249H246ZM248 250H249V248H248ZM252 250V249H251ZM258 250V249H257ZM124 251H126V250H124ZM123 251V252H124ZM177 251H179V250H177ZM213 251V250H212ZM219 251H222V250H219ZM235 251V250H234ZM233 251V252H234ZM242 251V250H241ZM243 251H245V250H243ZM105 252V251H104ZM119 252H121V250L119 251ZM195 252V251H194ZM203 252H205V250H203ZM217 252V251H216ZM225 252V250L224 251H222L221 253H223V256H224V254H226V253H224ZM232 252V253H233ZM235 252H237V251H235ZM239 252V251H238ZM262 252V251H261ZM95 253H97L96 251L94 252V255H95ZM103 253V252H102ZM107 253V252H106ZM109 254H110V252H108ZM107 253V254H108ZM126 254H127V252H125ZM152 253V254H151ZM180 253V257L181 256H184L185 254H183V255H181V252H179ZM184 253H186L185 251H184ZM190 253H193V251L192 252H190ZM219 253V252H218ZM241 253H243V252H241ZM240 253V254H241ZM249 253V252H248ZM97 254H99V253H97ZM104 254V253H103ZM102 254V255H103ZM117 254V253H116ZM121 254L123 255V253L121 252ZM139 254V255H140ZM141 254V255H142ZM194 254L195 253H193V256H194ZM205 254H206V252H205ZM211 254H213V253H211ZM229 254V253H228ZM239 254V255H240ZM258 254V253H257ZM161 255H163V256H161ZM196 255H197V252H196ZM196 255L194 256L195 258H196ZM200 255H201V253H200ZM200 255H198L197 257H199ZM209 255V254H208ZM219 255V254H218ZM218 255H216L217 256V258H218ZM221 255V254H220ZM232 255H235V253L234 254H232ZM245 255V254H244ZM243 255V256H244ZM247 255V254H246ZM252 255V254H251ZM262 255H264V254H262ZM91 256V257H92ZM108 256V255H107ZM110 256V255H109ZM118 256H120L122 259L124 258V256H125V254L123 255V256H121V255H118ZM117 256V257H118ZM152 256V257H153ZM178 257H179V254L177 255ZM190 256V255H189ZM192 256V255H191ZM207 255H205L204 257H206ZM222 256V257H223ZM228 256V255H227ZM230 256H231V254H230ZM242 256V254H241V256H238V254H237V257L238 258H235L236 260L234 261V262H236V263H234V264H246L247 263V260L249 261V256H247V258H245L246 256H244L243 257ZM96 257V256H95ZM142 257V256H141ZM168 257V258H167ZM194 257H191L190 259H194ZM204 257H202L203 259H204ZM210 257V256H209ZM220 257V256H219ZM222 257H220V258H218V259H221ZM254 257V256H253ZM252 257V258H253ZM260 257V256H259ZM115 258V260H111V259H109V260H111L110 261V263H115V261L117 260V262L121 259H116V257H114ZM113 258V259H114ZM139 258V257H138ZM137 258V259H138ZM143 258V260L145 259V256L144 257H142ZM150 258V257H149ZM155 258V257H154ZM171 259H173L174 260V258H176V255L174 256V258L171 256L170 257ZM208 258V257H207ZM207 258H205V260L207 259ZM226 258V257H225ZM231 258H232V256H231ZM230 258V259H231ZM89 259H91V258H89ZM141 259V258H140ZM170 259V260H171ZM176 259H179V258H176ZM176 259H175V261H176ZM181 259H183L182 257H181ZM184 259H186V256L184 257ZM183 259V260H184ZM190 259H186L187 261L188 260H190ZM197 260L198 259H200L198 262H200V261H202L201 260V258L199 257V258H196ZM224 259V258H223ZM227 259V258H226ZM228 259H229V256H228ZM27 260V262H29ZM109 260H107L108 262H109ZM136 260V259H135ZM142 260V259H141ZM146 260V259H145ZM173 260H171V263H172V261ZM185 260V261H186ZM204 260V261H205ZM208 260V259H207ZM206 260V261H207ZM232 260H234L233 258H232ZM19 261V262H18ZM82 261V262H81ZM90 260H88V263H90L89 262ZM106 261V260H105ZM120 261H122V260H120ZM119 261V262H120ZM156 261H157V259H156ZM163 261V260H162ZM181 261V260H180ZM185 261H184V263H185ZM192 260H190V262H191ZM194 261V262H193ZM192 262L193 263H196L195 261L196 260H193ZM221 261V263H223V261H226V260H220ZM220 261L218 262V263H220ZM231 261V260H230ZM33 262H30V264H34ZM37 262V263H36ZM93 262V261H92ZM107 262V263H108ZM126 262V261H125ZM125 262L124 263H122V264H125ZM203 262V261H202ZM201 262V263H202ZM227 262V261H226ZM226 262H224V263H226ZM258 262V261H257ZM85 263H86V261H85ZM101 263H103L104 264V262H101ZM100 263V264H101ZM106 263V264H107ZM121 263V262H120ZM159 263V262H158ZM164 263V262H163ZM176 263L177 264H179L177 261H176ZM200 263V264H201ZM259 263V262H258ZM261 263H262V261H261ZM28 264V263H27ZM92 264H99V263H92ZM116 264H119V263H116ZM162 264V263H161ZM188 264V263H187ZM190 264V263H189ZM192 264V263H191ZM199 264V263H198ZM206 264V263H205ZM213 264H214V262H213ZM216 264V263H215ZM231 264V263H230Z\"/></svg>",
  "mask_w": 264,
  "mask_h": 264
}]
</instances>
